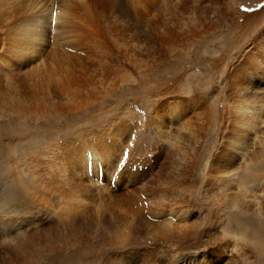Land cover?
<instances>
[{"label": "rangeland", "instance_id": "374dc122", "mask_svg": "<svg viewBox=\"0 0 264 264\" xmlns=\"http://www.w3.org/2000/svg\"><path fill=\"white\" fill-rule=\"evenodd\" d=\"M217 2V9L211 15L213 20L206 25L210 29L199 32L198 26L187 19L186 15L164 14L162 9L154 10V4L139 0L141 10L149 11V15L141 21L142 25L149 27L150 22L156 21L157 27L144 40L143 32L138 36L135 31L123 30L114 24L109 26L113 30L109 34H102L103 40L107 41L103 51L98 55L93 54L83 68L84 72H80L83 88L80 96L74 100L76 104L71 106L73 108L67 107L68 99L64 95L59 97L61 94L48 95L41 92L31 97L17 95L16 90L22 87L23 92H29L25 74L30 71V66L22 65L19 70L13 66L7 73L0 72V186L8 185L5 175L12 163L21 168V172L28 175V178V173L33 172L31 162L38 165L43 162L42 168L44 166L46 173L48 170L61 177L56 163L55 167L53 163L50 168L54 154L50 153V149L54 148V144L59 142L64 147L67 141L74 143L73 139L78 142L87 140L85 135L93 137L102 127L107 126L108 121L112 124L117 119L119 122L124 120L121 121L125 125L124 131L108 134L105 142L112 147L117 158H126L119 165L120 172L126 162L129 164L127 170H136L137 162L145 175L141 184L148 183V189L141 193L138 202L142 199L143 204L148 206L147 199L154 195L155 189L158 192L162 190L168 196L165 201L170 202L166 211L170 213L172 225L166 222V218L164 220L165 215H159L156 211V217L155 213L147 211L148 207H145L144 214L149 213L146 217L150 223L146 221L147 225L144 223L141 227L143 229L136 234H128L127 230L121 231L123 233L119 230L118 233L114 230L99 233L88 230L83 240L75 244L72 252L68 251L63 257V254L58 255L56 251L55 261L49 264H90L92 259L101 256L109 248L125 246L123 242L126 243L130 235L132 237L127 240L128 244L134 243L139 237L148 242L149 248L157 247L163 240L172 248L182 244L184 237L187 239V242L183 241L184 246L196 240L197 245H189L194 248L196 257L203 253L209 257L210 251L221 256L212 264H264V161L260 163L253 158L258 150L264 151V128L259 129L258 134L247 127L243 131L245 127L233 121L229 108L239 99V94L246 92L252 93V99L261 100L259 103L264 106V34L259 37L256 49L250 55L251 61L247 58V67L236 72L234 70L240 56L245 50L253 48V39L264 30V0ZM201 4L198 6L205 3ZM85 47L80 45L74 47V50L70 47L69 50L88 58V49ZM3 52L0 46V57ZM260 64H263V68ZM4 69L0 67V70ZM177 97H192L195 101L194 105L190 104L192 114H188H204L205 123L199 126L203 127L204 138L198 142L192 138L180 142L174 139V133H177V137L189 135V131L172 125L176 117L171 116V105L165 101ZM163 103H167L166 110L161 107ZM259 103L256 105L259 106ZM155 120L159 123L153 124ZM129 122H132V127H126L130 125ZM168 123L172 129H169ZM160 124H164V128ZM166 129L170 130V139L166 136ZM243 141L245 144L242 146L250 150L245 155L240 154L245 149L236 153L234 147ZM74 144L77 146L78 143ZM229 150L230 154H227ZM218 151L220 156H217ZM232 153L236 157L230 170L236 172L237 176L234 180L229 177L223 179L224 172L229 170L226 167L227 158ZM215 158L217 168L214 173L219 172L217 176H223L217 182L216 175L209 174L210 171L212 173L209 166ZM89 164V173L92 174V163ZM39 173L41 181L48 184V176L45 174L43 177ZM116 174L114 172L111 176L105 165L104 168L102 165L98 182L110 184L116 191H121L125 182L130 190L133 184L130 182H134L136 177L125 175L118 181ZM24 182L30 183L29 179ZM141 184L138 183L136 187ZM52 195L50 193L49 201ZM48 207L54 209L57 215L60 213L54 204V208L51 205ZM166 211L165 214H168ZM61 219L63 217L53 222L58 224ZM156 224H159L158 227ZM176 227H179V232ZM182 228L188 234L179 240L177 235ZM235 239L239 240L238 248L234 246ZM50 255L42 257L41 263L35 260L31 263L47 264ZM0 256L7 260V263L2 264H10L6 250L0 249ZM180 259L185 262H180ZM191 260L190 255L176 257L171 259L170 264H190ZM20 264L25 263L22 261Z\"/></svg>", "mask_w": 264, "mask_h": 264}, {"label": "bare ground", "instance_id": "6f19581e", "mask_svg": "<svg viewBox=\"0 0 264 264\" xmlns=\"http://www.w3.org/2000/svg\"><path fill=\"white\" fill-rule=\"evenodd\" d=\"M145 1H148L150 5L154 4L152 6L154 10L162 9L164 14L167 12L166 14H175V16L186 15L187 19L195 23L196 27L198 26L199 32L205 31L207 28L210 29V26H206L207 22L213 20L211 19V15H214V11L217 9L216 6H218V0ZM201 3L205 4L202 5ZM198 4L202 6L200 5L201 7H199ZM147 11L143 12L141 10L139 0H0V46L1 50L5 52L0 57V67H5V69L0 70V72L5 71L7 73V71H11L13 66L18 70L22 65L30 66V71L27 72L29 70L27 69V73L25 74V84L29 92H23L21 85L22 89L16 90V94H23L25 97H31L34 93L38 96L41 92L48 95L61 94L59 97L64 95L65 98L66 96L69 102L67 103V107H71L76 104L74 100L80 96L81 89L83 88L80 72H84L83 68L86 67V63L89 62L88 59L93 54L98 55L103 51V46L107 42L103 40L102 34H109L113 30L109 26L114 24L120 29L135 31V34L138 36H140V32H143L142 39L145 40L146 35L151 34V30L157 24L155 21L150 22L149 27L142 25L141 21L144 19L143 17L149 15V11ZM147 29H149V32ZM263 34L264 30L253 39V48L248 47L250 49L245 50L242 56H240V59L235 63V72L240 68L245 69L247 67L245 65L246 60L249 57L251 61L250 55L256 49L258 39ZM144 40L142 41L145 42ZM80 45L87 46L85 48L88 49L86 50L88 58L69 50L70 47H73L71 50H74V47L77 48ZM79 48L84 49V47ZM262 65L260 64L261 67ZM254 88L253 85L252 89L254 90ZM86 96H89L88 93ZM251 97L252 93L250 92L239 94V99L235 100L229 108L233 121L245 127L243 131L249 128L255 134H258L259 129L264 128V106L260 105L259 101L261 100L256 101L257 99H252ZM192 99V97H177L173 100L167 99L165 101L168 102V105H171V116L176 117L173 119L172 125H176L181 130L189 131V135L178 137L177 133H174V139L176 141L179 140L177 142L185 138H192L198 142V140L204 138V134H202L203 127H199L205 123L204 114L200 113L196 116L188 114V112L192 111L190 104H195V101ZM257 103H259V106L256 105ZM161 107L163 110H166L167 103H163ZM187 114L190 115L189 118ZM191 116L193 117L192 119ZM126 118H128V115ZM121 121L124 120H120L119 122L116 119L112 124L111 121H108L107 126L102 127L99 133L96 132L97 134L93 137L85 135L88 141L83 139L78 142V140L73 139L74 143H78L77 146L73 142L67 141L63 144L64 148L59 142H56L54 148L50 149V153H54L52 159L50 157V168L53 163V167H55L56 163L61 177L57 175L58 173L55 175L54 171H52L54 173H51L47 170L46 173L44 166L42 168L44 164L42 161L40 165L35 162L30 163V167L33 168V172L28 173L30 174V178L25 173H22L21 168L15 164L12 163L9 166L11 169H8L5 175L8 185L0 186V249L7 251L10 264H20L22 261L26 264L34 260L41 263L42 257H48L50 254L47 264L52 263L56 259V251L58 255L63 254V257L68 251L72 252L75 244L83 240L88 230H94L95 233L103 231L117 232V230L125 232L127 230L129 231V233L127 232L128 234H136L135 232L143 229L141 228L143 225H147L146 221H150L146 217L149 213L144 214L145 207H148L147 211L155 213L154 216L158 215L156 211L159 212V215H165L164 220L167 219L166 222L169 221L172 225L170 213L166 211L170 203L166 202L168 196L166 194L165 196L161 189V191L159 190L160 192L155 189L154 195L147 199L149 202L148 206L143 204L142 199L138 202L141 193H144L148 189V183L144 182V184H141V179L145 175L139 169L140 166L137 162H135L136 168L134 167L136 170H127L129 164L126 162L123 170L120 172L119 165L126 158L124 156L121 159L117 158L118 156L112 151V147H109L105 142L108 134L124 131L125 125ZM130 123L132 122L128 124ZM152 123H159V121L155 120ZM261 123H263L262 127ZM109 125L111 126L109 127ZM130 126L132 127V124L126 125V127ZM160 127L164 128V124H160ZM168 127L172 129L169 123ZM169 131L166 129L168 139H170ZM252 131L248 132L252 133ZM76 137L79 138L78 136ZM162 140L164 141L163 137ZM243 143L245 144V141L239 142L237 146H234L236 153L241 149H245L244 152L240 153L241 155L249 153V147L244 148L242 146ZM231 150L227 154H230ZM220 155V151H218L217 156ZM57 156L59 157L57 158ZM235 157L234 153L227 158L226 167L229 170L226 169L224 172V178L220 175L223 179L229 177L231 180H234V177L237 176L236 172L233 173V170H230L234 166ZM38 158L41 159L42 157ZM253 158L254 160L258 159V162L262 163V160L264 161V151L262 149L258 150ZM42 159H45V157ZM216 160L217 158L210 164L211 166L209 167H211L212 173L210 171L209 174H214L216 178L220 179L217 176L219 172L214 173L217 168H215ZM89 162L92 163V174L89 173ZM102 165L103 168L105 165L107 172L111 173V176L114 172L118 173L116 174L118 181H121L122 176L125 175L135 176V181L130 182L133 183L131 189L128 190L129 187L125 186V182L121 191L111 188L110 184H100L98 178ZM58 169L56 171H59ZM39 172L42 173L43 177L45 174L48 176V184L45 185V182L41 181V174ZM216 178V182L222 179L217 180L218 178ZM25 179H29L30 183L26 184L24 182ZM138 183L141 185L136 187ZM50 193L53 194L51 201H49ZM53 204L58 209L57 211H60L58 215L54 209L48 207L50 205L53 207ZM165 211L168 214H165ZM61 217L63 219L58 224L57 222H53L54 219ZM151 221L155 224V221ZM167 224L169 225V223ZM158 225L156 224L157 227ZM178 228L176 229L177 232H179ZM163 229L166 228L163 227ZM186 233L188 234L182 228L181 233L177 235L180 238L179 240ZM131 237L132 235H130ZM127 238V240L130 239L129 236ZM185 238L183 241L187 242ZM190 238L188 236V239ZM118 239L120 240V238ZM127 240H125L126 243L123 242L125 246H119L120 248L117 249L109 248L110 250H107L101 256H96L92 259L90 264H170L172 263V258L176 259V257L181 258L187 255L192 257L190 264H212L215 261L217 262L221 257L214 254L215 251H210L209 257H206L204 253L196 257L194 255L196 252L191 247L192 245H197L198 242L196 240L189 244L191 246H184L182 245L183 241L182 244L179 241L180 245L177 244L175 248L168 245L165 240L153 248H149L148 242L142 241L139 237L136 238L134 243L128 244ZM234 246L238 248V239H235ZM193 259H195L194 262ZM180 262L185 261L180 259ZM2 263H7V260L0 256V264Z\"/></svg>", "mask_w": 264, "mask_h": 264}]
</instances>
